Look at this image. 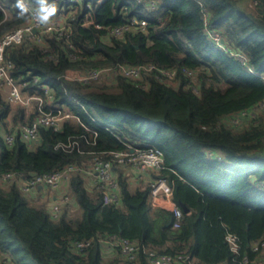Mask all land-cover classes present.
<instances>
[{
	"label": "trees",
	"instance_id": "16d2710c",
	"mask_svg": "<svg viewBox=\"0 0 264 264\" xmlns=\"http://www.w3.org/2000/svg\"><path fill=\"white\" fill-rule=\"evenodd\" d=\"M24 3L40 9V0ZM46 3L55 5L49 22L62 20L63 33L35 32L6 47L3 56L12 63L11 77L25 83L24 92L41 97L44 112L57 107L80 122L40 125L36 139L26 141L21 127L36 119V106L26 112L0 95V178L13 173L28 179L69 165L75 170L61 195H50L47 187L24 193L16 181L0 180V261L127 264L117 249L104 258L102 240L115 236L137 243L131 264H148V250L231 264L227 232L253 259L251 243L264 239V108L246 113L264 105V0ZM16 4L0 0L7 12L0 7V40L30 21V12L21 16ZM131 19L146 26L129 25ZM119 27L128 28L111 35ZM120 66L141 67L140 77L113 74ZM105 68L110 72L104 78L87 83L69 77ZM160 70L174 75L159 79ZM238 115L241 124L234 126L230 119ZM6 132L13 134L9 146ZM148 146L161 150L163 167L133 187L131 170L115 166L119 204H104L89 173L93 159ZM158 178L171 183L172 200L182 210L177 228L169 210L150 213V183ZM54 197L67 198L57 217ZM79 242L89 245L78 249Z\"/></svg>",
	"mask_w": 264,
	"mask_h": 264
},
{
	"label": "built area",
	"instance_id": "2783aa9c",
	"mask_svg": "<svg viewBox=\"0 0 264 264\" xmlns=\"http://www.w3.org/2000/svg\"><path fill=\"white\" fill-rule=\"evenodd\" d=\"M74 1L75 0H70L71 3ZM0 7L1 9H4L3 6L0 5ZM28 9H30V21L28 24L6 33L0 40V95L13 107H23L26 112H32L34 106H36L38 111L36 119L32 124L22 126L20 131L21 137L24 140L33 141L37 137V129L40 125L59 126L63 121L70 118H74L77 122H80V120L70 112L57 107L48 112H44L41 107V97L36 94H28L24 92L23 89L25 87V83L16 81L11 77L10 70L12 68V63L5 60L3 56L6 47L12 44L22 43L25 38H30L35 32H38L39 37H42L44 34H49L51 32H56L59 36L64 31L62 23L49 24L51 22H48L47 24H42L37 19L39 11L30 7H28ZM4 10L7 15L6 9ZM128 23L129 25H135L134 27H141L142 29L146 26L145 20L138 22L135 19H131ZM137 24L138 26H136ZM127 28L128 27L115 28L111 31V35L119 36L122 34V31ZM39 37L37 40L40 42ZM211 37L215 41L220 40L218 32H211ZM235 56L240 61H244L242 55L235 54ZM141 70V67L131 68L120 66L118 69L113 71V74L123 75L131 79H138L140 77ZM108 72H110V69L108 68L90 69L73 78L81 83H87L91 80H98L101 75ZM159 73V79H171L174 75V72L165 70H160ZM40 89H43L44 92L48 91L46 87L40 86ZM32 102H34L33 107L30 111H28L27 107ZM253 113L255 112L250 111L247 112L246 115H251ZM236 118L240 119L241 115L234 116L230 119V123L234 126H238L232 122V120H235ZM86 129L92 135H96L95 129H90L88 127H86ZM3 141L7 146L11 145L13 142V134L8 132L3 133ZM106 154V158L95 157L93 159L90 167L91 171L89 172L95 178L97 187L103 190L102 201L104 204H119L118 186L114 172L115 166L128 167V169L132 171L141 173L158 171L163 167L162 152L159 148L155 147H130L125 150L110 151ZM74 170L75 167L69 165L62 171L35 175L28 179L24 178L22 174L15 175L13 173H7L3 175L0 180L7 184L16 181L24 193H33L39 187H47L51 189L52 192L53 190H57L62 183L66 182L69 179L70 173ZM66 199V197H60L58 199L59 201L55 200L56 202L51 205V213L53 217H57L60 210L59 205H61V203H63ZM158 200L163 202V204H161V208L167 209L172 213L174 218L173 228H177L180 220L182 219L183 213L181 208L172 200L171 186L168 184V181L163 178H158L150 183L151 206H156ZM224 239L229 251L233 255L231 264H264V239H258L251 243V251L255 253L253 259H249L246 253L241 254L239 252V240L235 234L227 232ZM88 245L89 242H79L76 244V247L78 249H83ZM102 249H117L127 264L134 263L137 259V243L125 238L111 236L108 239H103ZM146 253L148 264H202L183 253L177 255L158 254L156 251L152 250H148ZM0 264H4V261L1 260Z\"/></svg>",
	"mask_w": 264,
	"mask_h": 264
},
{
	"label": "clouds",
	"instance_id": "9594fccd",
	"mask_svg": "<svg viewBox=\"0 0 264 264\" xmlns=\"http://www.w3.org/2000/svg\"><path fill=\"white\" fill-rule=\"evenodd\" d=\"M16 7L20 9V15L23 16L25 13L29 11L28 7L24 3V0H17ZM55 5H47L46 0H40V9L37 19L42 24H47L52 17L56 13Z\"/></svg>",
	"mask_w": 264,
	"mask_h": 264
},
{
	"label": "crops",
	"instance_id": "0c3cea01",
	"mask_svg": "<svg viewBox=\"0 0 264 264\" xmlns=\"http://www.w3.org/2000/svg\"><path fill=\"white\" fill-rule=\"evenodd\" d=\"M147 173L148 172L141 173L131 170V177H130L131 185L134 187L143 184L146 181V179H148ZM54 199L56 200V197H54ZM161 204H163V202L161 200H158L156 206H151L150 213L152 214L156 207L159 206L161 207ZM102 250L105 259L115 255L112 249H102Z\"/></svg>",
	"mask_w": 264,
	"mask_h": 264
},
{
	"label": "rangeland",
	"instance_id": "374dc122",
	"mask_svg": "<svg viewBox=\"0 0 264 264\" xmlns=\"http://www.w3.org/2000/svg\"><path fill=\"white\" fill-rule=\"evenodd\" d=\"M247 7L248 8H250L248 5H247ZM50 21V20H49ZM60 23H62V20H56V22L54 23V22H51V23H49V24H60ZM78 74H75V75H69V77H76ZM104 75H101L99 78H101V77H103ZM104 78V77H103ZM33 104H34V102H32L30 105H28V111H30L31 109H32V107H33ZM260 108H264V105H261L259 108H256V109H254V111L253 112H257ZM232 122H233V124H235V125H240L241 124V121H240V119H235V120H232ZM62 184L59 186V188L57 189V191H60L59 193H60V195H61V193H62ZM50 195H52L54 192H52L51 193V191L50 192H48ZM3 261H4V264H8V263H5L6 261H5V259H3Z\"/></svg>",
	"mask_w": 264,
	"mask_h": 264
},
{
	"label": "water",
	"instance_id": "95a60500",
	"mask_svg": "<svg viewBox=\"0 0 264 264\" xmlns=\"http://www.w3.org/2000/svg\"><path fill=\"white\" fill-rule=\"evenodd\" d=\"M30 176H35V173H31ZM168 184L171 186V183L169 181H168ZM182 209L184 211H187V209L184 206H182Z\"/></svg>",
	"mask_w": 264,
	"mask_h": 264
}]
</instances>
